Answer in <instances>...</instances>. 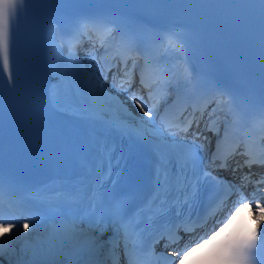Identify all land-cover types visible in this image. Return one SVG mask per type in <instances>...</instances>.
Returning a JSON list of instances; mask_svg holds the SVG:
<instances>
[{
  "label": "snow or ice",
  "instance_id": "obj_1",
  "mask_svg": "<svg viewBox=\"0 0 264 264\" xmlns=\"http://www.w3.org/2000/svg\"><path fill=\"white\" fill-rule=\"evenodd\" d=\"M78 0H39L38 4L57 5L76 3ZM158 2V0H145ZM218 5L237 6L240 12L221 21L229 29L242 33L254 34L258 37L260 52L264 58V0H254L246 3H211ZM28 0H0V78L5 88L15 92L21 82V72L18 53L19 20L27 11ZM48 24V43L50 51L49 67L56 74L57 87L48 93V105L53 111L65 106L78 109L91 122L92 127L82 136H77L78 149L76 152L77 171L73 177L59 187L49 189V198L41 202L48 210L58 209L56 217L67 226L66 235L76 238L83 236L84 249L94 252L100 244L99 237H91L90 233L99 232L101 235L109 227L113 235L109 243L113 251L123 243L124 253L128 264H137L139 254L153 255L154 249H147V240L150 236L156 237L158 230L163 227L170 232L169 240L177 243L180 239L176 235L179 225L173 230V218L192 228L185 227V231H194L197 226L192 220L191 208L198 200L206 186L212 185L217 189H225L224 198L215 208L206 209L204 222L209 216L216 214L218 208L224 205L228 196L236 194L238 199L233 203V210L222 220L216 223L221 225L218 230L205 234L197 240H189L183 248L167 254L168 258L175 257L171 264H253L254 253L259 247H264V232L260 225L264 224V175L253 179L255 174L245 173L241 183L254 185L252 197L245 196L240 186L230 183L219 175H214V168L205 165L201 152L203 144H198L201 132L195 129L200 127L197 119L198 109L193 106L189 115H182V119L171 124L166 121L159 111L158 104L149 106L142 95L131 93L128 99L136 106L142 116L137 118L127 104L104 88L103 81L97 75L100 61L96 52L104 49L105 59L109 55L112 41L116 39L118 26L115 21L103 16H80L70 21L65 30V21L53 16ZM60 34L62 43L57 44V34ZM96 37L94 40L93 37ZM119 39L127 45V53L116 52L112 55L115 60L119 56L123 76L120 86L114 83L112 87L117 93L128 92L132 86L138 58L145 57L146 64L157 70L163 77V84L167 89H173L181 84L170 70L162 64L159 58L154 57L152 49L141 50L135 38L128 33L120 32ZM85 40L93 44L88 52V61L96 60V64H89L82 60L77 51ZM158 49L161 56L169 52H179L187 47L182 35L171 30H165L157 37L152 46ZM65 48L67 54L65 55ZM60 55L59 61L56 56ZM131 61V66H129ZM116 64L110 63L107 71ZM126 78V79H125ZM127 83L128 87L123 85ZM188 86V79L183 81ZM141 87L151 86L141 76ZM227 95V99L213 98L217 107L223 111L225 105L233 103L230 94L220 92V96ZM151 92H149V100ZM208 104L213 100H208ZM207 108V104L204 105ZM212 109V113L216 112ZM186 111V109H185ZM204 111H200L203 118ZM144 117L148 119L145 120ZM159 118L161 125L156 124ZM258 120L264 121V102L258 110ZM215 121H210L207 130L212 131ZM192 132V137L188 133ZM217 127L215 133L219 135ZM134 139L141 143H149L152 148L154 163L151 185L148 193L139 198V203L132 206L127 198L118 197L114 189L118 180L117 169L126 161V155L120 141ZM206 141L208 138L205 136ZM219 143V141H218ZM218 157L213 154L210 164H216ZM257 160H245L237 167L252 168ZM264 164V160L259 161ZM217 168L227 169V160H221ZM233 172L236 169H232ZM8 201V212L5 213V201ZM247 209L249 214L255 210L256 227L247 224L239 226L236 222L241 213ZM27 217V222L23 218ZM40 213L33 207L30 196L17 194L9 185L7 192L3 177V159L0 161V257L5 254V248L10 254L15 253L14 243L20 236L21 229L27 232L31 223L33 232L39 226ZM55 220L54 217H48ZM199 214L197 219L199 220ZM87 225V229L84 226ZM7 236V239L4 237ZM31 236V233H29ZM28 239V237H25ZM167 247V245H166ZM11 264V261H10ZM18 264H35L29 258V249L24 246L20 249ZM89 264H94L90 261ZM115 264V262H114Z\"/></svg>",
  "mask_w": 264,
  "mask_h": 264
},
{
  "label": "bare ground",
  "instance_id": "obj_2",
  "mask_svg": "<svg viewBox=\"0 0 264 264\" xmlns=\"http://www.w3.org/2000/svg\"><path fill=\"white\" fill-rule=\"evenodd\" d=\"M81 59L85 60L89 64V66H91L90 61H88L86 57H81ZM98 73H99V71H98ZM125 98H126V100H125L126 102L130 101V99H128L127 96H125ZM64 108L74 109V108L69 107V106H65ZM56 187H59V186H56ZM252 213L255 216L256 213L254 210ZM47 224H48L47 219H44V220H40L39 226L36 228V230L34 232L32 230L31 223L29 225V229L27 232H24V230L21 229L22 234L20 236L16 237V241L14 243V248L16 249L15 253L10 254L7 250V247H6L4 256L0 257V264H10V261H11V264H18V260L20 258V249L24 246L28 247L29 258H32V256L34 255V251L38 250L34 241L41 240V241L51 242L52 235L50 234V231L47 227ZM52 227L53 228H51V230L54 229L55 226L52 225ZM0 231H3V230H0ZM29 233H31V236H29ZM106 235H109L112 237L113 230L111 227H109L108 232L104 231L102 235L99 232L95 233V237H99L100 244L97 245V248L94 252L89 251L87 253V255H85L83 257L82 260L89 259V257L94 256V257L99 258V262L97 261V264H111L110 262L112 260H115V259H117L118 264H124V260L121 256V254H118L117 249H115V251L109 250L108 241L106 240V238H107ZM25 237H28V239H25ZM4 239H7V236H5ZM99 249H100V254L96 255L95 252ZM59 253L61 254L62 251ZM58 259L61 260V258H58ZM35 264H41L39 258H37V262H35Z\"/></svg>",
  "mask_w": 264,
  "mask_h": 264
},
{
  "label": "rangeland",
  "instance_id": "obj_3",
  "mask_svg": "<svg viewBox=\"0 0 264 264\" xmlns=\"http://www.w3.org/2000/svg\"><path fill=\"white\" fill-rule=\"evenodd\" d=\"M84 57L87 58L88 54H85ZM90 63L92 65L95 64L94 61H90ZM54 218L55 220L49 219L47 224L50 234L52 235L51 242L50 243L46 242L45 247H42V249L38 248V250L34 251V255L32 256V258L35 260V262H37V258H39L41 264H61L66 257L69 258L73 254L79 252L82 248H84L85 238L80 237L76 244H71L70 243L71 235L70 234L66 235L67 226L61 223L59 217H54ZM52 225H54L55 227L54 229L51 230V228H53ZM87 227H88L87 225L84 226L85 229H87ZM105 232H108V230H106ZM95 233L96 232L90 233V236L95 237ZM106 237H107L106 240L108 241V248L111 251L113 249L112 244L109 243L111 236L106 235ZM61 251L62 253L60 254L59 252ZM95 254L99 255L100 249L97 250ZM58 258H61V260H59ZM96 258L99 259L98 257ZM44 260L46 261L44 262ZM111 263L113 262L111 261Z\"/></svg>",
  "mask_w": 264,
  "mask_h": 264
},
{
  "label": "trees",
  "instance_id": "obj_4",
  "mask_svg": "<svg viewBox=\"0 0 264 264\" xmlns=\"http://www.w3.org/2000/svg\"><path fill=\"white\" fill-rule=\"evenodd\" d=\"M78 239H79V237H76V238L71 237L70 243L76 244L78 242Z\"/></svg>",
  "mask_w": 264,
  "mask_h": 264
}]
</instances>
